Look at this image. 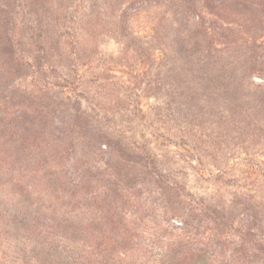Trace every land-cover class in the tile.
I'll use <instances>...</instances> for the list:
<instances>
[{
    "label": "rangeland",
    "instance_id": "374dc122",
    "mask_svg": "<svg viewBox=\"0 0 264 264\" xmlns=\"http://www.w3.org/2000/svg\"><path fill=\"white\" fill-rule=\"evenodd\" d=\"M5 144L34 219L132 227L133 259L264 254V0H0Z\"/></svg>",
    "mask_w": 264,
    "mask_h": 264
},
{
    "label": "trees",
    "instance_id": "16d2710c",
    "mask_svg": "<svg viewBox=\"0 0 264 264\" xmlns=\"http://www.w3.org/2000/svg\"><path fill=\"white\" fill-rule=\"evenodd\" d=\"M7 128L10 130L9 126ZM3 129L4 133H8L7 130L5 131L6 127ZM7 146L9 145H0V173H4L11 180L16 160L11 153L13 148ZM26 173L28 175H23L16 182L25 185L22 194L15 191V182H9L8 186L0 184V264H197L201 260L202 264H232L229 261L231 259H234L233 264H264V254L255 251V257H252L253 250L246 249L243 243L239 248L231 250L229 254L228 249L217 253L216 246L213 244L214 239L211 246L215 253L213 255L219 256L218 259L207 257L205 254H161L133 259L135 252L131 249L130 242L133 239L130 235L135 230L132 227L129 229V226L123 228L126 225H116L117 237L104 238L96 235L97 232L91 224H88L89 228L91 227L90 230L81 232L80 226H75L73 222L64 223V225L61 222L43 220L45 218L42 216L40 219L32 218V205L28 202L32 200L33 192L28 188L32 186H27L29 185L28 177L32 176L31 172ZM37 176L41 183L42 177ZM61 192L62 190L46 188V186L35 190V193L44 200L51 199L52 194L55 193L59 198ZM55 207L46 209L43 214L56 213L60 210L58 206ZM62 227H65L67 231ZM56 229L59 236L56 235ZM77 233H85L81 249L78 248L77 240H74ZM248 234L253 237L252 240L255 245L257 244L256 246L264 242V239H259L257 234L249 231L241 234L243 242L249 237ZM19 243L21 245L18 248L26 246L30 255L24 251L23 254L18 251L10 252L8 246L15 245L17 248ZM55 243L61 246H55Z\"/></svg>",
    "mask_w": 264,
    "mask_h": 264
}]
</instances>
